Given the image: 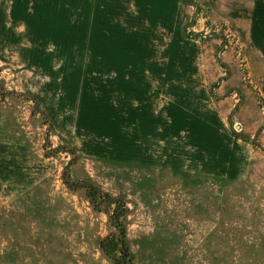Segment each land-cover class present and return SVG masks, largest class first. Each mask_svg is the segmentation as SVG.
I'll return each instance as SVG.
<instances>
[{
	"label": "rangeland",
	"instance_id": "374dc122",
	"mask_svg": "<svg viewBox=\"0 0 264 264\" xmlns=\"http://www.w3.org/2000/svg\"><path fill=\"white\" fill-rule=\"evenodd\" d=\"M179 2L171 59L122 77L0 0V264H117L89 184L132 264H264V0Z\"/></svg>",
	"mask_w": 264,
	"mask_h": 264
},
{
	"label": "crops",
	"instance_id": "0c3cea01",
	"mask_svg": "<svg viewBox=\"0 0 264 264\" xmlns=\"http://www.w3.org/2000/svg\"><path fill=\"white\" fill-rule=\"evenodd\" d=\"M12 1V0H10ZM18 18L43 46L99 61L105 75L144 72L180 41L179 0H13ZM43 50V49H42ZM139 75V74H137Z\"/></svg>",
	"mask_w": 264,
	"mask_h": 264
},
{
	"label": "trees",
	"instance_id": "16d2710c",
	"mask_svg": "<svg viewBox=\"0 0 264 264\" xmlns=\"http://www.w3.org/2000/svg\"><path fill=\"white\" fill-rule=\"evenodd\" d=\"M88 201L92 204L95 209L101 208V203L107 202L106 205V213L108 214L111 221L114 222L116 226H118V232L109 234L105 239L101 240L99 245L105 252L108 254L114 253L116 249H119L120 256L114 258L117 264H132L133 255L128 246V239L126 237L125 227L123 223L119 220V217L109 211L108 207L112 202H115L113 197H111L108 193L102 192L99 188H96L92 185H87ZM114 200V201H113Z\"/></svg>",
	"mask_w": 264,
	"mask_h": 264
}]
</instances>
